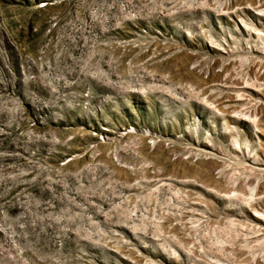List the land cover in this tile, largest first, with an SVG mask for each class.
<instances>
[{
    "label": "rangeland",
    "instance_id": "rangeland-1",
    "mask_svg": "<svg viewBox=\"0 0 264 264\" xmlns=\"http://www.w3.org/2000/svg\"><path fill=\"white\" fill-rule=\"evenodd\" d=\"M0 264H264V0H0Z\"/></svg>",
    "mask_w": 264,
    "mask_h": 264
}]
</instances>
